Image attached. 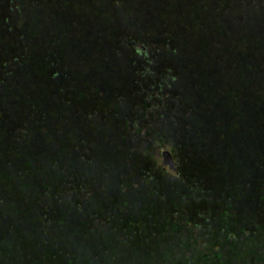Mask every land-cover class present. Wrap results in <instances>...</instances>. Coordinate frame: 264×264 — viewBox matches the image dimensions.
<instances>
[{
  "label": "rangeland",
  "instance_id": "374dc122",
  "mask_svg": "<svg viewBox=\"0 0 264 264\" xmlns=\"http://www.w3.org/2000/svg\"><path fill=\"white\" fill-rule=\"evenodd\" d=\"M0 110L11 135L21 143L29 135L25 151L46 166L64 171L66 161L43 146L39 132L51 127L74 137L71 175L97 195L96 208L121 204L116 191L135 198L143 183L152 195L155 185L175 183L174 193L191 199L201 191L223 194L221 204L231 198L238 206L237 224L255 221L257 231L239 225L219 233L234 255L264 236L260 204L248 208L264 182V0H0ZM7 171L0 196L3 188L12 195L4 201L9 211L0 213V251L9 248L8 228L17 229V239L33 236L31 206L41 199L38 180H18L23 163L16 159ZM75 184L65 197L82 201L86 190L76 200ZM242 194L246 203L233 200ZM76 209L55 240L93 237L76 228L87 206ZM12 221L18 225L8 226ZM198 223L206 229L205 220ZM102 225L92 224L95 231Z\"/></svg>",
  "mask_w": 264,
  "mask_h": 264
},
{
  "label": "trees",
  "instance_id": "16d2710c",
  "mask_svg": "<svg viewBox=\"0 0 264 264\" xmlns=\"http://www.w3.org/2000/svg\"><path fill=\"white\" fill-rule=\"evenodd\" d=\"M43 72L42 66L36 69L35 74L40 76ZM6 92H9V89ZM94 126H96L94 123L90 124V129ZM7 127L3 123V114L0 110V135L8 137L0 141V166L6 169L0 175V179L6 184L9 183L11 175L7 170L12 169V162L18 159L23 163V173L20 177L18 176V180H22L23 174L30 179L38 180L37 195L40 197L35 195V199H41L36 206H31L30 212V215H33L30 226L37 229L33 232V236L37 238L26 234V239H17L19 235L17 229L8 228L12 239L8 244H4L9 247L8 250L0 251V261L12 259L11 264H29V262L30 264H93V262L95 264H224L226 259L234 257L232 264H264V255L257 252V247L264 246V236L253 243L254 248L249 249L245 254L237 253L236 255L233 254L235 251L230 248L232 245L229 241L219 236V233L238 228L239 225L251 227L253 231H257L255 221H243L238 224L234 221L232 215H236L238 206L230 204L231 198L226 199L229 201L225 205L220 203L223 201V194L218 193L217 196L211 194L213 193L211 191L203 190L206 193L201 191L195 199L189 198L185 193L176 195L175 183L164 189L155 185L158 191L157 194L152 195V193L149 194L151 188L145 183L141 185V180L135 175L137 179L134 182L142 186V188L138 186L135 198L128 193V190L116 191L119 197L115 200H124L121 204L107 206L105 202L96 208V201L92 202V198H97V195L93 193V190L82 188L81 183L75 181L71 175L74 168L72 162L77 160V156H68L76 152L74 137L58 135L51 127L48 131L39 132L41 135L39 141H43V146L49 144V148L55 147L52 154L63 153L61 159L66 163L62 171L61 167L46 166L39 158L36 160L33 153L25 151L26 144L29 146V140L26 141L29 135H24L25 137L22 138L25 142L21 143L14 138V133L11 135L13 130L10 131ZM44 135L47 137L46 141L43 139ZM55 135L60 138V141L55 139ZM126 140V137L121 135V144ZM73 147L75 149L70 150ZM57 162V159H54L52 165H56ZM70 164H72L71 170H69ZM33 170H37L38 173L35 174ZM71 182L78 183L75 184L73 198L76 196L77 200L85 192L87 194L84 199L79 198L82 201L77 200L82 202V205L65 197L68 191L67 185ZM120 182L121 180L118 184ZM23 185H26V182ZM262 187L253 191L255 196L251 195L254 199L250 202L252 206L248 208L259 203L258 210L264 214V182ZM133 188V185L132 188L127 186L129 190H135ZM84 190L86 191L83 192ZM162 190L164 196L160 199ZM167 191L171 194H167ZM8 194L11 193H5L3 188L0 196V213L9 211V206L4 203L11 199L12 194L10 196ZM105 195L109 196L111 193L108 192ZM58 197L61 199L59 203ZM242 197L246 203L247 199L243 194L239 196V199L233 197V200L242 202ZM84 204L87 206L85 217L78 220L76 228L80 229L81 236L88 235V231H91L93 237L77 239L65 238L63 235L60 240H55L57 231L65 225L68 215L76 212L77 206L82 208ZM259 211H252L251 214L256 215ZM11 213L16 214L10 208ZM207 217L215 221L205 219ZM197 218L205 220L206 229H204L205 225L198 223ZM99 220H102V229L95 231L92 224ZM86 221L88 223L85 224ZM191 222L193 225L190 224ZM10 225L17 226L18 223L15 224L12 221L8 226ZM3 228L0 225V230ZM258 237L260 236L257 234L256 238ZM44 248L49 249L47 253L43 252ZM56 251L64 253L63 256ZM67 252L70 256L65 255ZM28 254V258H25L22 263L21 260Z\"/></svg>",
  "mask_w": 264,
  "mask_h": 264
}]
</instances>
